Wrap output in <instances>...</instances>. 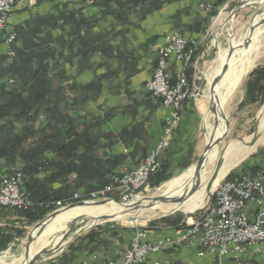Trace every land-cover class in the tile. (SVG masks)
<instances>
[{
  "label": "crops",
  "instance_id": "1",
  "mask_svg": "<svg viewBox=\"0 0 264 264\" xmlns=\"http://www.w3.org/2000/svg\"><path fill=\"white\" fill-rule=\"evenodd\" d=\"M216 2L20 0L13 7L6 32L38 30L40 36H46V47L54 50L55 58L50 64H59L61 90L68 102L67 106L62 105L63 112L74 119L73 128L64 139L66 143L77 141L76 150L70 148L68 152H61L60 158L73 160V164L65 169L63 162L60 182L39 185L38 191L47 193L58 188L74 193L97 191L120 169L135 168L149 154L162 137L165 119L170 113L144 92L153 74L157 52L165 37L176 31L186 39L200 40L210 13L214 10L218 13L225 3L216 8ZM201 4L211 10L199 11ZM16 44L20 45V41ZM67 44L73 47L71 51ZM107 47L113 49L108 56L98 50ZM77 50L91 52L83 56ZM117 50L119 57H116ZM78 64L87 68L78 69ZM178 67L179 64L172 60L168 69L172 78ZM106 71L109 72L99 83L100 90L91 88L85 92L81 89L90 82L98 85V78ZM54 75L52 72L51 76ZM188 79L191 80L190 75ZM78 95L91 98L69 106L72 97ZM183 107L164 158L169 167L172 160L182 158L187 146L194 143L197 107L191 100L185 101ZM63 131L65 134L66 128ZM97 159L99 162L95 163ZM255 166L264 171V160ZM44 173L38 178H43ZM29 198L36 203L30 195ZM20 222L26 223L16 212L0 209L1 234L8 232L14 236L15 231L21 229ZM191 222L192 219L183 221L178 226L154 224L145 231L149 240L174 241L182 232L181 227ZM199 237L152 254L145 264L164 259L169 264H264V243L247 249L236 258H218L201 249ZM130 238L131 231L95 229L77 238L61 256L47 264H103L107 261L120 264L129 250Z\"/></svg>",
  "mask_w": 264,
  "mask_h": 264
},
{
  "label": "trees",
  "instance_id": "2",
  "mask_svg": "<svg viewBox=\"0 0 264 264\" xmlns=\"http://www.w3.org/2000/svg\"><path fill=\"white\" fill-rule=\"evenodd\" d=\"M223 2L225 0H217L216 8L221 6ZM216 15L217 10L212 11L209 19L214 18ZM12 33H15L16 37L8 45L7 53L0 52V164L9 166L6 172L8 174L16 170H20L25 174L23 188L36 202V205L28 210L0 209L16 212L26 221L28 226H31L54 211L57 204L65 206L73 202L86 200L87 196L89 197L93 191L74 193L66 192L62 188L47 193L38 191L39 185L60 182L63 162L65 169H70L71 164H73V160H62L60 155L63 151L68 152L70 148L76 150L77 141L66 143L64 139L68 130L73 128L71 126H73L74 119L63 112L62 105L67 106L68 102L61 90L62 80L59 64H50V61L55 58V53L53 48L46 47V36H40L38 30L35 29L30 33H23L21 30ZM8 34L6 30L0 34V46L4 45ZM19 41L20 45H17L16 43ZM67 48L71 51L73 47H71V44H67ZM98 50L105 56L113 52V49L109 47ZM10 52H14L13 57L9 56L8 53ZM77 52L84 56L91 51L82 52L77 50ZM119 56L120 53L117 50L116 57ZM155 63L156 61H154ZM76 68H87V66L78 64ZM52 72H55L56 75L51 76ZM108 72L106 71L100 76V79L98 78V85L90 82L81 89L85 92L91 88H95L97 91L100 90L99 83L107 77ZM191 74V70L187 71L188 76ZM72 98L73 100L69 103V106L73 107L76 103L86 102L91 96L78 95ZM263 102L264 64L248 74L244 82V99L239 107ZM62 127L66 128L65 134ZM94 162L98 163L99 159ZM86 163L87 160L85 159L84 164ZM190 164V160L186 157V159L180 161L179 169L182 171L188 168ZM15 165H20V169H11ZM246 171L240 173H255L261 171V169L254 166L249 168L248 172ZM44 172H48V174L46 175ZM42 173H44L43 178H38ZM235 174L237 173H230L225 180L231 179ZM170 178L168 164L164 161L159 171L149 179V186L151 188L158 187ZM103 186L104 184L101 187ZM74 195H78V198H74ZM111 197L115 196L112 195ZM182 222L183 220L178 219L165 220L164 223L178 226ZM101 229L103 228H97L96 230ZM120 230L123 232L131 231V235L133 232L131 229L125 228ZM23 234L24 231L21 229L16 230L14 236L8 232L6 234L0 233V252L7 248L15 236L22 237Z\"/></svg>",
  "mask_w": 264,
  "mask_h": 264
},
{
  "label": "built area",
  "instance_id": "3",
  "mask_svg": "<svg viewBox=\"0 0 264 264\" xmlns=\"http://www.w3.org/2000/svg\"><path fill=\"white\" fill-rule=\"evenodd\" d=\"M20 0H0V34L5 29L13 7ZM204 11H210L206 6ZM16 34L9 33L4 45L15 40ZM195 42L187 40L178 32H173L164 39L158 51L153 76L147 91L154 100L170 110L167 128L158 141V145L150 150L147 157L133 169L124 172L112 184L102 191L91 193L95 198L106 193L119 194L124 204L133 203L141 195L151 176L160 167L159 156L169 146L172 129L179 122L183 104L189 96L186 69L194 54ZM179 64L175 72V80L171 83L168 69L171 61ZM25 176L21 171L0 175V207L9 209H30L36 204L24 193ZM213 203L208 204L188 228L177 235L174 241L163 239L149 240L142 229L134 228L129 250L124 254L120 264H144L147 258L159 253L169 246L178 245L186 240L199 237L201 249L212 257L236 258L247 249L264 243V175L240 174L228 181H223L215 194ZM103 264H116L107 261ZM152 264H169L165 259Z\"/></svg>",
  "mask_w": 264,
  "mask_h": 264
},
{
  "label": "rangeland",
  "instance_id": "4",
  "mask_svg": "<svg viewBox=\"0 0 264 264\" xmlns=\"http://www.w3.org/2000/svg\"><path fill=\"white\" fill-rule=\"evenodd\" d=\"M242 1H244L245 3H251V0L250 1L249 0H227L223 4V6L220 8L219 12L217 13V15L214 18H212L211 20L208 18L209 21H207L205 24V29L201 34L202 37L200 40L197 41V40L185 38L188 43L191 41L195 42V46H193L194 47V54H193L192 59L190 61L189 67L186 69V75H187V71H189V70L192 71V74L190 75L191 80L189 81V79H188L189 96H188L186 101L191 100L192 103L196 104V107H197L196 130H195V138L193 141L194 143L187 146V151L182 156L183 159H186V157H187V159L190 160V162H191L190 166L181 171V169H179V163H180V160L182 159V158H180L181 156L179 157V159L172 160L171 166L170 167L168 166V172L171 174V178L168 179L167 181L163 182L162 184H160L158 187H155V188H151L149 186V183H148L147 186L144 187L141 195H139V197L136 198V200L133 202H136L138 200L141 201L144 198H153V197L161 196L162 194H164L166 189L169 188L170 184L175 183L179 177L186 175L185 173L187 171H190L187 174L191 173V171L193 170L192 168L195 165L199 156L201 155L206 143L208 144V142H207V133H208L207 128L209 127V123L213 124V117L208 116V119L206 121L205 116H206L207 111L205 109H206V107H208V105L211 104L212 93L214 94V98H215V93H214V89H212V91H209L208 95H207L206 76L205 75L209 72L210 67L212 66V64L214 63V61L216 59L218 46H220L221 48H225V47H227V43H237L240 40L241 36L245 35L248 32L252 22L254 21L253 19L257 17L256 15L258 14V12H264V0H260L257 2L260 5L244 6V7L240 8L234 14L232 19L230 20L231 11L236 9ZM205 8H206V5L201 4L198 6L199 11H204L203 9H205ZM7 25H8V23H7ZM7 25H6V27H7ZM6 27L4 30H6ZM262 28L264 29V24H262ZM176 32L180 33V31H176ZM180 34L182 35V33H180ZM7 47H8L7 45L6 46L5 45L0 46V52L7 53V51H8ZM259 52H260V57H259L257 63L255 64V66L250 70V72L253 69L257 68L258 66H262L264 64V36L260 39ZM8 54L10 57L14 56V52H10ZM157 57H158V54H157ZM156 62H157V59H156ZM155 65H156V63H155ZM248 74L246 75L245 79L242 81L241 85L229 96L227 101L222 106V114H223L222 117L223 116L228 117L229 126H228V131L226 133V136L224 137V139L221 142V149L228 147L230 145H233L234 143H237V144L244 146V147H247V148L249 146L253 147V151L249 154V156H247L246 158H243L240 161V163L228 173V175L230 173H237L232 178H234L240 174L255 175V174L259 173V174L264 175V171H258L255 173H240V172L246 171V170H247L246 172H248L249 168L254 167L255 165H258L262 160H264V142L258 143V141H262L261 139L264 136V129H260V122L264 118V102L261 104H252V105H245V106L239 107L240 103L244 99V82H245ZM152 76H153V74H152ZM187 78H188V76H187ZM174 80H175V77L172 78L170 76V82L172 83ZM149 81H151V79ZM149 81L146 83V85L144 87V92L146 93V95L149 98L154 100L151 97L150 93L147 91V86H148ZM65 82H67V81H65ZM215 86H214V88H215ZM155 101H159L160 104L162 105V102L160 100H155ZM212 101H214V100H212ZM183 110H184V107H183ZM181 115H182V113H181ZM169 116H170V113H169L168 117ZM168 117L165 119V123H164L165 126L163 129V132L166 130V128L168 126L167 125ZM217 117L221 118L219 116H217ZM180 119H181V117H180ZM203 121H206V125L203 124ZM175 128H176V126H174L172 129V138H173V132H174ZM172 138L170 140L169 146L166 147L161 152V154L159 156V161H160L161 166H162V163L164 162L165 156L168 153L167 151L169 150V148L171 146ZM157 145L158 144H155V146L153 148H155ZM144 159H142L140 162H142ZM220 163H221V160H220V162H218L215 165V168ZM2 167H4V168H2ZM203 167H205V166H203ZM1 168H2V170H1ZM8 169H9V166H5L4 164H0V175L8 174V173H6ZM11 169H13V170L14 169H20V165H15ZM16 171H20V170H16ZM126 171H128V169H120L118 171L117 175H115L114 177H111L109 182L106 185H104L103 187H101L97 191H93L92 193L102 191L106 186L112 184L116 179H118ZM22 174L25 176V174L23 172H22ZM226 177H225V179H226ZM214 178H215V176H213L209 182V185H208L209 191H208V194H207L206 199L204 201V206L199 210H196V211L189 213V214L183 213L182 211H175V212H172V213H169L166 215H162L159 210H153V208H149V209L143 208V209L131 211L128 213H123L122 217H120V218L118 217L119 219H111L109 221L98 222L96 225L92 226L91 228L87 229L86 231H82V233L80 232V230L83 229V226H81L82 223L80 221H78L74 225L75 226H77V225L81 226V228L78 229V231L75 234L70 235L68 237V239L65 241L66 245L64 246V248L59 253H57L56 255H53V256L44 255L43 258L45 260L41 261V262L38 261L36 264H47L50 261L56 259L57 257L61 256L66 251L67 247H69V245H71L77 238H79V237L83 236L84 234H86L90 231H93L97 228H103V229H108V230H112V231L113 230H119V232H120L121 231L120 229H123V228L131 229L133 231L134 228H131V227L135 226L136 228H141L142 230L144 229V231H145V229H147L150 226H153L154 224H160V223L166 224V223H164L165 220L171 221V220L181 219L183 221H188V220L192 219V221H193L199 215L202 214V210L208 204H211L214 202V200H215L214 196L216 194V191L218 190L220 185L223 183V181H228V180L224 179L223 181L216 182L213 185L214 180H215ZM181 183H179V184H181ZM23 191H24V193H26L24 189H23ZM116 193L110 192V193H106L104 195L96 196L95 198H92L91 195H89V197L87 196L86 200H82V201H78V202L87 203L86 204L87 206L92 207L93 205L94 206H97V205L103 206V204L110 202L112 199H116L121 204H124V202H122L121 199L119 198V194H116ZM112 195L115 197H111ZM166 196H165V198H166ZM74 198H78V195L74 196ZM102 202H104V203H102ZM73 203H77V202H73ZM94 203H97V205H95ZM71 204L72 203L67 204L65 206H61L60 204H57L56 205L57 208L54 211H52L51 213L47 214L45 216V218L48 217L49 215H51L52 213H54L58 210H61L64 207L71 205ZM127 204H131V202L126 203L125 205H127ZM84 206H85V204H84ZM157 206L158 205H156L154 208H156ZM5 209H8V208H5ZM10 210H22V209H10ZM25 210H28V209H25ZM76 213H78V212H76ZM79 213L94 215L92 213H83V212H79ZM94 216L98 217V215H94ZM101 216L102 215H99V217H101ZM76 218H78V217H76ZM84 219H87V218L84 217ZM37 223H35L31 226H28L25 222L19 223V226L21 227V230L24 231V234L22 235V237H18V236L15 237L12 240V242L8 244L7 248L0 252V256L4 252L8 253V259L5 260V264H9L10 261H12L13 259H18V258H20V256H22V255L24 256V255L28 254L29 246L27 247V249H28L27 254H25L26 253V248H25L26 240H27L30 232L33 230L34 226ZM184 227H186V225H183L181 227V229ZM56 233L57 232L52 231L49 234L44 235V241L37 245V248H39L38 250L45 248L46 250L53 252V248L56 246V243H55L56 242L55 238L57 235ZM38 240L36 239V240H34V242H36ZM24 251H25V253H24Z\"/></svg>",
  "mask_w": 264,
  "mask_h": 264
},
{
  "label": "bare ground",
  "instance_id": "5",
  "mask_svg": "<svg viewBox=\"0 0 264 264\" xmlns=\"http://www.w3.org/2000/svg\"><path fill=\"white\" fill-rule=\"evenodd\" d=\"M258 1L260 0H251V2L256 3ZM263 21L264 12H261V14L258 15L252 22L250 26L251 30L249 28L248 32L245 35H242L237 43H227V47L225 48L218 46L216 59L210 67L209 72L205 75L207 95L209 91H212V89H214L215 93V98L214 94L212 93L211 104L205 109L207 111L205 116L206 121L208 116L213 117V124L209 123V127L207 128L208 144L223 134L225 117H222V106L227 101L229 96L241 85L246 75L255 66L260 57V39L264 36V29L260 23ZM226 63H228V69L219 79L215 88L214 86L211 87L213 80L219 75L221 67ZM217 116L221 118H218ZM206 121H203L204 125H206ZM260 129H264V118L260 122ZM261 140L262 141H258V143L264 142V136ZM252 151L253 147L249 146L247 148L237 143H234L233 145L223 149H221V144L211 147L204 154L205 167L200 170L198 178L194 177V168H192L193 170L191 173L187 174L190 172L187 171L185 173L186 175L179 177L175 183L169 185V188L166 189L164 194L161 196L165 197L167 195V199L179 197L183 198L186 196V193L189 191V189L194 185L196 180H198L200 183L197 191L181 204H159L156 208H153V210H159L162 215H166L175 211H182L183 213L189 214L201 209L204 206V201L209 191L208 185L211 178L215 176L213 185L216 182L223 181L228 173L233 168H235L243 158L249 156ZM220 160L221 163L215 168V165L220 162ZM124 211L125 210L121 206L115 204L113 201L103 204V206L93 205L90 207L85 205L81 207H74L69 210H60L53 219L48 220L43 225L41 232L35 231L31 233L34 238L32 244L29 246L28 254L24 256L22 255L18 259H13L9 264H28L31 258L39 251L37 245L44 241V235L49 234L52 231L57 232V235L55 238L56 246L53 248V252H51L50 255L53 256L59 253L66 245L65 242L61 243V237L67 231L68 226L76 217L82 216L83 218H87L86 224L84 225L83 229L80 230L82 233V231H86L96 223L93 219L98 218L99 215L110 217L111 219H119L122 217ZM79 212L92 213L94 215H98V217L91 214H82ZM194 221L195 220H193L191 223ZM186 228H188V226L182 228V231ZM136 229L137 228H135V230ZM36 239L39 240L34 242ZM7 259L8 253L4 252L0 256V264H5V260ZM44 260L45 259L42 256L39 261L41 262Z\"/></svg>",
  "mask_w": 264,
  "mask_h": 264
},
{
  "label": "water",
  "instance_id": "6",
  "mask_svg": "<svg viewBox=\"0 0 264 264\" xmlns=\"http://www.w3.org/2000/svg\"><path fill=\"white\" fill-rule=\"evenodd\" d=\"M255 5H260V4H258V3H256V2L245 3L244 1H242V2L240 3V5H239L236 9H234L233 11H231V13H230V19H232V17L234 16V14H235L240 8H242V7H244V6H255ZM260 14H261V12H258V14H257L256 16H258V15H260ZM254 19H255V18H254ZM254 19H253V20H254ZM260 24H264V21H263L262 23H260ZM250 30H251V28H250ZM227 69H228V63H226L225 65H223V66L221 67V70H220V72H219V75L213 80V83H212V86H211V87L215 86V85L218 83L219 79L222 77V75L226 72ZM228 126H229V120H228V117H225V124H224V132H223V134H222L219 138L213 140L211 143H209V144L206 143V145H205V147H204V149H203L201 155L199 156V158L197 159L195 165L193 166V168H194V170H193V174H194V177H195V178H198L199 172H200V170H201V169L203 168V166H204V154H205V153H206L211 147L221 144L222 140L224 139V137L226 136V133H227V131H228ZM199 185H200L199 181L196 180V181L194 182V185L189 189V191L186 193V196L183 197V198H182V197H179V198L167 199V198H165L164 196H157V197H153V198H144V199H142L141 201H136V202H133V203H131V204H127V205H125V204H121V203H120L118 200H116V199H112L111 201H113V202H114L115 204H117V205H120V206L125 210L124 213H128V212H131V211H136V210L143 209V208H145V209L154 208L156 205H159V204H181V203H183L187 198H189L190 196H192V195L197 191ZM102 203H104V202H102ZM102 203H101V204H102ZM84 204H85V203H83V202L72 203L71 205H68V206L64 207L63 209H61V210H69V209H72V208H74V207H81V206H84ZM94 204L97 205V203H94ZM85 205H86V204H85ZM59 211H60V210H58V211L52 213L51 215H49L48 217H46V218L43 219L42 221L38 222V223L34 226L33 230L30 232V234H29V236H28V238H27V240H26V245H25L26 253H25V251H24L25 254H27V250H28L27 247L30 246V245L32 244V242H33V238H34V237L31 235V233H33V232H35V231L41 232V230H42V228H43V225H44L48 220L53 219V218L57 215V213H58ZM110 219H111L110 217H106V216L98 217V218H96V219H93V220H95L94 222H96L94 225H96L98 222L109 221ZM78 221H80V222L82 223L81 226H83V227H84V225H85L86 222H87V220L84 219V218H82V217L75 218V219L73 220V222L68 226L67 231L62 235V237H61V243H64V242L68 239V237H69L70 235L75 234V233L78 231V229L81 228V226H78V225L75 226V225H74V224H75L76 222H78ZM94 225H92V226H94ZM92 226H91V227H92ZM50 253H51V251L46 250L45 248H43V249L39 250V251H38V252H37V253L31 258V260L28 262V264H36V263L40 260V258H42V256H44V255H50Z\"/></svg>",
  "mask_w": 264,
  "mask_h": 264
}]
</instances>
